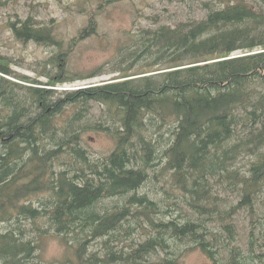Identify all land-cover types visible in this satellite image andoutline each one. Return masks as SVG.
Masks as SVG:
<instances>
[{
	"label": "trees",
	"instance_id": "1",
	"mask_svg": "<svg viewBox=\"0 0 264 264\" xmlns=\"http://www.w3.org/2000/svg\"><path fill=\"white\" fill-rule=\"evenodd\" d=\"M122 1L128 0H85L86 24L66 44L54 19L29 15L6 23L21 45L33 42L54 50L39 61L45 83L20 75L24 83L8 80L1 74L12 70L0 59V264L34 263L46 236L62 245L60 264H180L193 249L202 251L211 264L261 263L264 0H207L201 19L126 31L111 60L112 72L103 66L85 74L71 68L69 57L78 43L97 32V16ZM105 73L114 75L77 89L54 88ZM183 96L186 106L178 102ZM91 101L99 105L96 115L84 109ZM209 124L212 127L197 136L199 126ZM161 126L167 129L158 131ZM87 131L113 142L96 162L82 145ZM161 138L167 143L158 147ZM131 145H146L148 150L154 145L160 151L124 160L119 152ZM23 150L28 155L20 159L16 154ZM71 163L84 173L74 172V180L66 177L65 190L71 187L73 198L62 203L54 198L55 205L33 209L38 198L52 197L48 190L53 185L38 176H62ZM101 164L107 171L98 167ZM198 165H206L207 172L219 170L220 196L208 191L207 181L196 179L191 167ZM55 166L62 168L55 172ZM82 175L96 177L105 190L101 193L99 184L94 189L76 186ZM142 176L153 178L160 193L130 195L146 183ZM38 180L48 182L46 188ZM106 192L119 201L131 196L129 221L140 223L138 233L125 231L126 215L112 205L98 206ZM173 204L189 218L194 213L190 206L196 211L214 209L213 225L183 226L171 216ZM242 210L247 216L246 248L236 241L234 216ZM24 220L32 226L27 228Z\"/></svg>",
	"mask_w": 264,
	"mask_h": 264
},
{
	"label": "rangeland",
	"instance_id": "2",
	"mask_svg": "<svg viewBox=\"0 0 264 264\" xmlns=\"http://www.w3.org/2000/svg\"><path fill=\"white\" fill-rule=\"evenodd\" d=\"M84 1L0 0V59L8 62L12 70L10 75H1L16 83L25 82L18 79L17 75L37 78L45 83L47 79L43 74V65L39 61L45 60L54 50V48L37 46L33 42L25 46L21 45L13 38L6 26L8 21H15L17 18L24 19L29 15L41 21L54 19L57 33L63 37L66 44L67 40L86 24L89 13L83 10ZM205 1L207 0H128L113 4L97 16L99 23L97 32L78 43L69 57V66L83 74L98 66H103L106 72H112L111 60L118 44L125 39L126 31L138 27L173 25L179 21L201 19L206 13L203 6ZM251 1L262 2L261 0ZM89 2H94V0H89ZM112 75L114 74L105 73L84 82L76 81L71 85L98 82L108 79ZM90 111L96 115L99 105L94 102L90 103ZM82 145L88 149L92 158H96L107 153L113 147V142L102 133L87 131L84 134ZM261 194L264 195V188ZM245 215L242 210L234 216L238 230V240L236 241L242 248H246L245 240L248 228ZM3 229L0 222V231ZM31 235L33 236V234ZM31 235L27 233L29 238ZM63 253L62 245L53 237L46 236L42 240L41 248L36 250V257L32 264H60ZM262 256L263 254L260 258ZM180 264H211V260L199 249H193L181 258ZM259 264H264V261Z\"/></svg>",
	"mask_w": 264,
	"mask_h": 264
},
{
	"label": "bare ground",
	"instance_id": "3",
	"mask_svg": "<svg viewBox=\"0 0 264 264\" xmlns=\"http://www.w3.org/2000/svg\"><path fill=\"white\" fill-rule=\"evenodd\" d=\"M93 101L87 103L86 105H84V109H90L88 108V104L90 106V103H92ZM178 102L182 105V106H186L188 105L187 103H184L185 102V96L183 97H179L178 98ZM96 103V102H94ZM97 104V103H96ZM26 109L22 110V113H24ZM217 125V123H216ZM208 127H212L211 124L207 125V126H204V125H200L199 126V133L197 134V136H201ZM189 128V127H187ZM163 129H167L166 127H158L157 130H163ZM164 132V131H162ZM165 133V132H164ZM164 138H161V142H158V143H155V145H158V147L160 145H165L167 143V139H164ZM147 146L144 145V146H140V145H134V146H128L124 149H122L120 152H119V156H121L124 160H125V157H128L130 160H133L137 155H140L141 152L145 151L147 154L149 153V155L151 157H153L154 155L158 154L160 150H158L157 148H155L154 145L151 146V148L153 149H149L146 148ZM13 148V147H12ZM15 149H18L17 147H15ZM11 150V149H10ZM14 151V149H13ZM20 159H24V157H26L28 154L26 153L25 150H23L22 152H19L16 154ZM97 158V157H96ZM93 161L96 162L97 159H93ZM29 161V157L27 159H25V162L23 161V163H27ZM140 161V160H138ZM21 162V160L19 161V163ZM139 164V163H138ZM140 165V164H139ZM137 166V163L134 164V174H136V171H138V168H136ZM56 167V166H55ZM54 167L53 171H57V170H61L62 166H57L56 168ZM99 168L100 167H103L102 169L105 171V167L103 166V164H101V166H98ZM207 166L206 165H198V166H192L191 167V170L196 174L197 176V180H201V182L203 181H207L206 183H208L207 185H209L207 187L208 191L212 193V195H216L217 194L220 196V175H219V170H215L214 172H211V171H208L207 172ZM83 171V170H82ZM140 171V170H139ZM62 176L60 175L59 177H56V176H38L39 178H41L42 180L44 181H49L50 182V185H53V187H51L50 190H48L49 194L52 195L51 198L49 199H43V198H38L37 200L38 201H35L33 203V206L32 208L33 209H36L39 210V208H41L40 210H44L45 207L47 206H52L53 204L55 205L54 203V198L56 201V203H62L64 202L65 200H68L70 198H73V193H72V188L70 187V189L68 191H66V187L67 186H64V185H67L68 184V181L66 179V177H70L72 176V174L75 172L79 175L81 174H84L80 171V169L77 168V166H73V164L71 163V166H66L64 167V169L62 170ZM38 175V174H37ZM77 175V177L79 176ZM152 174H148V176H150ZM61 181H58V178H61ZM142 177H146V183H144L139 190H135L133 191L132 193H130V195H141V194H147L148 197H153V195L156 193V191L158 193H160L159 191V188H158V184L154 183L152 180L153 178H149L147 176H142ZM76 177H75V174L72 176V180H74ZM79 181L76 183V186L82 188V189H94V187H97L96 185L99 184L100 185V191L101 193L105 190V187H104V183H101L99 181L96 180V177H92V176H89V175H82L81 177L78 178ZM108 180V179H107ZM38 184L40 185H44L43 188H46V184H44L42 181L38 180L37 181ZM57 183V185H56ZM59 185H61L59 187ZM64 186V187H62ZM58 188V191L55 190V188ZM204 189V188H203ZM107 192L105 194H102L100 197H101V200L98 202V206H104V205H112V210H114L115 212H117L118 214H121V215H126V219H124V222L122 223V225L126 224V227H128L125 231H131L132 233H138L139 229H140V223L138 224V222H131L129 221L130 218H131V214L133 212V209H134V204H133V200L131 198L130 195H126L125 200L123 201H119V196H111V197H107ZM119 195V194H118ZM175 200V199H174ZM176 202V201H174ZM182 205V204H180ZM117 208H114L116 207ZM171 216H174L173 218L175 220H177L179 223H181L183 226H186V225H192L196 222L200 223L202 227H205V229H210V227L213 225V220L215 219V211L214 209L211 210V211H208V210H205V209H199L198 211H196V208L193 207V206H190L188 210H190V213L191 211H194V213L191 214V218H189V215H183L182 211L179 210V206H175L173 204V206L171 207ZM67 214V210H65V212H63V215ZM159 216L156 218L158 219ZM23 224H25L26 226H28V228H30L32 225L30 222H27L26 220L22 221ZM125 229V228H124ZM137 236V235H136ZM133 242H136V239L134 238L133 239ZM3 257H0V260H2ZM110 264H116L115 261L113 260H110Z\"/></svg>",
	"mask_w": 264,
	"mask_h": 264
}]
</instances>
